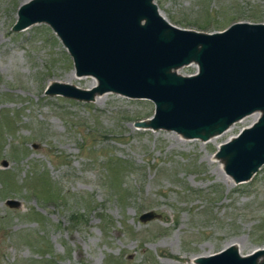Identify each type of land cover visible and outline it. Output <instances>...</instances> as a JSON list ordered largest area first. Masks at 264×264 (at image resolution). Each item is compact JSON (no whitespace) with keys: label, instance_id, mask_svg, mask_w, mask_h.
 Returning <instances> with one entry per match:
<instances>
[{"label":"rangeland","instance_id":"obj_1","mask_svg":"<svg viewBox=\"0 0 264 264\" xmlns=\"http://www.w3.org/2000/svg\"><path fill=\"white\" fill-rule=\"evenodd\" d=\"M24 1L0 0V264H195L230 243L263 246L264 163L234 182L214 156L258 113L201 140L135 126L154 112L146 97L47 94L53 80L89 88L93 76L77 77L46 22L12 29ZM154 1L186 28L264 21V0ZM146 210L158 215L141 220Z\"/></svg>","mask_w":264,"mask_h":264},{"label":"water","instance_id":"obj_2","mask_svg":"<svg viewBox=\"0 0 264 264\" xmlns=\"http://www.w3.org/2000/svg\"><path fill=\"white\" fill-rule=\"evenodd\" d=\"M37 21L60 38L75 73L97 82L80 88L53 80L45 93L84 101L105 91L146 97L154 112L135 126L172 129L201 140L257 112L251 124L218 145L214 156L234 182L249 179L264 163V21L238 20L205 31L172 23L154 0H26L12 29ZM190 63L196 64L193 73L178 71ZM5 202L20 204L10 197ZM157 215L146 210L139 218ZM194 263L264 264V245L241 253L230 243L195 256Z\"/></svg>","mask_w":264,"mask_h":264},{"label":"bare ground","instance_id":"obj_3","mask_svg":"<svg viewBox=\"0 0 264 264\" xmlns=\"http://www.w3.org/2000/svg\"><path fill=\"white\" fill-rule=\"evenodd\" d=\"M71 78L73 77L72 75L70 76ZM77 77L78 78H82V77H85V76H82V75H77ZM68 80H70V79H68ZM97 82H96V79L93 77V81H92V83L89 85V88H91V87H93L95 84H96ZM99 94H97L96 96H98ZM95 96V97H96ZM95 99V98H94ZM97 99V98H96ZM255 113V112H254ZM253 114V113H252ZM251 115V114H250ZM257 115L258 114H254L253 116H254V118H256L257 117ZM223 166V164L220 162V167H222ZM222 169H223V167H222ZM229 178H230V176L228 175V174H226ZM231 179V178H230Z\"/></svg>","mask_w":264,"mask_h":264},{"label":"trees","instance_id":"obj_4","mask_svg":"<svg viewBox=\"0 0 264 264\" xmlns=\"http://www.w3.org/2000/svg\"><path fill=\"white\" fill-rule=\"evenodd\" d=\"M202 26V25H201Z\"/></svg>","mask_w":264,"mask_h":264}]
</instances>
